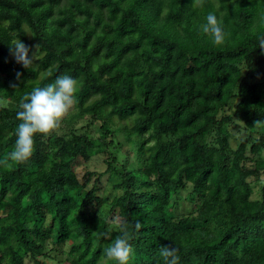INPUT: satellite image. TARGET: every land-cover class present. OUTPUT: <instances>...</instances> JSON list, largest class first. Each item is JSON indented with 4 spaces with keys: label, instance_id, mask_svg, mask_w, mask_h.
<instances>
[{
    "label": "trees",
    "instance_id": "obj_1",
    "mask_svg": "<svg viewBox=\"0 0 264 264\" xmlns=\"http://www.w3.org/2000/svg\"><path fill=\"white\" fill-rule=\"evenodd\" d=\"M209 12L222 46L200 32ZM260 36L264 0H0V158L24 95L78 81L62 127L38 135L25 164L0 166V264H101L121 235L114 216L131 264H164L165 245L180 264H264ZM17 39L30 57L38 45L30 69L10 55ZM233 127L248 134L236 147ZM94 155L107 168L90 185L73 167ZM105 174L112 191L100 192Z\"/></svg>",
    "mask_w": 264,
    "mask_h": 264
},
{
    "label": "clouds",
    "instance_id": "obj_2",
    "mask_svg": "<svg viewBox=\"0 0 264 264\" xmlns=\"http://www.w3.org/2000/svg\"><path fill=\"white\" fill-rule=\"evenodd\" d=\"M204 0H194L196 6L202 7ZM200 32L210 39L215 46H222L228 39L222 18L215 12H209L205 17V22L200 26ZM259 48L264 50V36L258 37ZM35 52L29 53L31 49L17 39L10 43L9 52L16 61L25 69L34 66V61L38 58V45L34 46ZM17 73V78L21 76ZM78 81L69 75H60L53 82L43 87H34L31 92L24 95L19 104V111L16 119L20 121L15 130L16 140L10 152L0 158V166L9 167L11 164L22 165L28 162L36 152V137L48 136L56 133L67 118L74 105L77 103ZM262 122L257 120L255 125ZM113 230L121 233L111 244L105 248L101 257V264H131L134 250L127 237V224L113 217L110 221ZM136 230H140L142 225L137 221L134 224ZM179 249L170 246H162L160 255L164 264H180Z\"/></svg>",
    "mask_w": 264,
    "mask_h": 264
},
{
    "label": "rangeland",
    "instance_id": "obj_3",
    "mask_svg": "<svg viewBox=\"0 0 264 264\" xmlns=\"http://www.w3.org/2000/svg\"><path fill=\"white\" fill-rule=\"evenodd\" d=\"M72 111V110H71ZM89 115H85L83 116V118L80 121V124L85 125V123L89 121ZM89 132L92 131L93 134L96 135V131L94 132V130L92 128L88 129ZM232 133L234 134L235 138L232 141V144L234 147H236L238 145L239 142L245 140V138L248 137L247 132H245L243 129L241 128H231ZM122 139V138H121ZM124 151L129 152L130 157H132L133 161L135 160V158L133 157V152L129 151V146L126 145L124 146ZM104 155H94L90 160H86V157H82L80 160H77L76 163H74V167L75 170L77 171L79 177L82 180H89L90 181V185H93V183L96 181V177L97 174L94 175L93 172L96 173H100V172H105L107 165L104 162ZM134 163V162H133ZM262 178H264V174L262 175ZM107 179H108V174H105L104 176L101 177V180L99 181V187L100 192H102L104 189L106 191H112L111 186L107 185ZM108 206H106L105 213L108 212ZM109 226L111 228H113V225L109 222ZM54 256L56 255L55 252L52 253ZM65 256V255H64ZM46 264H52V260H48L45 262ZM68 263V262H65Z\"/></svg>",
    "mask_w": 264,
    "mask_h": 264
}]
</instances>
